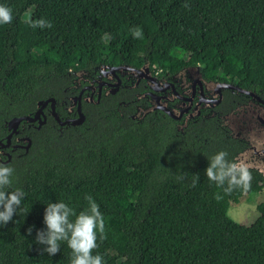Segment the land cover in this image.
<instances>
[{
  "label": "trees",
  "instance_id": "obj_1",
  "mask_svg": "<svg viewBox=\"0 0 264 264\" xmlns=\"http://www.w3.org/2000/svg\"><path fill=\"white\" fill-rule=\"evenodd\" d=\"M0 3L13 14L0 25V140L11 131L10 119L33 115L49 97L65 119L72 80L103 64L173 71L200 64L210 77L264 91V0ZM40 17L52 26L27 22L24 36L26 20ZM134 26L141 38L131 36ZM96 100L82 101V123L60 125L45 109L44 123L23 120L11 145L0 147L11 154L0 163L14 170L12 187L25 192L17 214L0 226V264H69L65 241L49 256L35 234L44 228L46 203L64 200L79 212L85 194L104 216V239L98 234L92 250L103 264H264V200L250 224L228 214L231 202L264 189V174L249 168V187L229 193L204 174L207 157L224 150L236 160L246 141L217 116L190 119L181 131L160 110L132 118L128 98ZM24 136L28 151L14 148L27 143L16 141Z\"/></svg>",
  "mask_w": 264,
  "mask_h": 264
},
{
  "label": "flooded vegetation",
  "instance_id": "obj_2",
  "mask_svg": "<svg viewBox=\"0 0 264 264\" xmlns=\"http://www.w3.org/2000/svg\"><path fill=\"white\" fill-rule=\"evenodd\" d=\"M103 65L96 66L97 69L94 70H81L77 73L78 78L72 80V88H70L72 94L66 96L69 101L65 106L67 115L65 119L78 117L79 98H81L82 109V101H92L87 98L95 100L104 96L105 98H128V103H131L134 109L130 114L132 118L142 119L152 111L166 112L159 107V104L165 105L178 115V117H172L178 121L177 129L181 131L190 119L197 117H220L230 128L232 135L231 127L235 128L243 123L249 127L251 120H257L260 126H264V122L259 120L260 117L264 118V91L262 89L248 88L231 80L210 77L203 73L200 64L185 65L175 71L125 64L115 65L125 67L112 71L113 66ZM219 98L220 100L216 102ZM123 102L124 105L127 104L125 100ZM49 104L50 102L44 110L47 109L52 114ZM248 108L247 117L249 119L241 118V111L248 110ZM251 116L253 119L250 118ZM256 136L264 139V130L258 131ZM17 138L22 140L23 137H16V141ZM242 139L247 143L242 150L244 151L251 146V143L248 139ZM0 153L1 158L3 153L8 152L0 150ZM249 158L250 161H260V165L264 166L262 150ZM260 172L264 174V171Z\"/></svg>",
  "mask_w": 264,
  "mask_h": 264
},
{
  "label": "clouds",
  "instance_id": "obj_3",
  "mask_svg": "<svg viewBox=\"0 0 264 264\" xmlns=\"http://www.w3.org/2000/svg\"><path fill=\"white\" fill-rule=\"evenodd\" d=\"M12 20L11 8L0 3V25H6ZM27 22L34 28L52 26L51 21L43 17L35 20L29 18ZM129 32L133 38L143 36L139 26L131 27ZM257 147H260L259 143ZM227 155L226 151L220 150L207 157L204 174L225 193L231 192L234 187L247 189L252 177L249 171L251 164L247 162L246 154H242L243 158L237 160H229ZM13 171L10 165L0 163V226L12 220L25 196L21 188L12 187ZM198 179L197 175L193 184ZM215 198L221 197L215 194ZM84 199L87 205L79 212L64 200L46 203L43 212L44 228L37 229L35 242L42 245L43 251L51 256L60 249L59 242L65 241L71 249L69 264H103L102 256L99 253L94 254L92 250L98 246V234L101 240L104 239V216L91 195L85 194Z\"/></svg>",
  "mask_w": 264,
  "mask_h": 264
},
{
  "label": "water",
  "instance_id": "obj_4",
  "mask_svg": "<svg viewBox=\"0 0 264 264\" xmlns=\"http://www.w3.org/2000/svg\"><path fill=\"white\" fill-rule=\"evenodd\" d=\"M145 67H148V64H145L144 65ZM103 67H105L103 65ZM121 67H125L124 65L122 66H113L111 67L112 71L116 70V69H120ZM130 67V66H129ZM225 85V84H224ZM81 98H79V102H78V112H79V115L78 117L76 118H67L65 120L61 119L60 116L58 115L57 111H56V108H55V98L54 97H49L45 100H40L38 102V108L37 110L35 111V113L33 115H22V116H18V117H13L12 119H10L8 121V127L11 129L10 133L7 135L6 137V141H3V140H0V147H8L11 145L12 143V135L16 132H18V127L19 125L21 124V122L23 120L27 121V122H35V121H38L39 125H41L42 123H44L46 121L45 119V114L43 112L44 110V107L50 102V107H51V110H52V114L54 116V118L59 122L60 125H65V124H78V123H82L85 119V114L83 113L82 109H81ZM87 100H92V98H87ZM99 98L96 100L98 101ZM220 100L217 99L216 102H218ZM215 102V103H216ZM159 107H161L162 109H164L166 112H168V114H170L171 116L173 117H178L177 114H175L171 109H169L168 107H166L165 105H162V104H159ZM43 116V118H42ZM259 120H261V122H264V118H259ZM257 120H251V123L249 124V127L251 129V131H254L255 135L251 136V139H250V143H251V146L247 149H245L244 151L240 152L237 157H236V160L237 159H241L243 158L242 157V154H246V157H247V162L251 164V167L252 168H257L259 169L260 171H264V166H261L260 165V161L258 160H255V161H250V158L249 156L251 154L256 153L258 152L259 150H262V152H264V139H257L255 140V138L257 137L256 134L258 133V131H263L264 130V126H260L259 123H256ZM232 129H234L233 127H231ZM257 129V131L255 130ZM233 135H235L233 133ZM236 137V136H235ZM258 138V137H257ZM23 141H27L26 144L24 145H21V144H14L13 147H17V146H24L26 151H28L30 145H31V139L29 136H24L22 138ZM257 143L260 144V147H257ZM8 155V159L5 160V162L9 161L10 158H11V154L10 153H7Z\"/></svg>",
  "mask_w": 264,
  "mask_h": 264
},
{
  "label": "rangeland",
  "instance_id": "obj_5",
  "mask_svg": "<svg viewBox=\"0 0 264 264\" xmlns=\"http://www.w3.org/2000/svg\"><path fill=\"white\" fill-rule=\"evenodd\" d=\"M22 29H23L24 36L28 37L29 30H28L27 20L22 25ZM251 109L252 108H250V110ZM248 115H249V108L248 110L244 109L243 111H241V114H240L241 118L243 117V118L249 119V117H247ZM250 118L253 119L252 116ZM257 123H260V122L257 121ZM232 130H233V133L235 134L234 136L241 138V139L242 138L248 139L249 142L251 139L250 137L255 135L254 134L255 132L251 131V129L244 123L237 125V127H235ZM257 139L259 138L256 137L255 140ZM249 157H254V152ZM263 200H264V189L252 196L251 195L249 196L247 193H245L239 199L238 202H231L230 207L228 209V214L233 219L241 223L250 224L258 217L259 212L257 209V204Z\"/></svg>",
  "mask_w": 264,
  "mask_h": 264
}]
</instances>
